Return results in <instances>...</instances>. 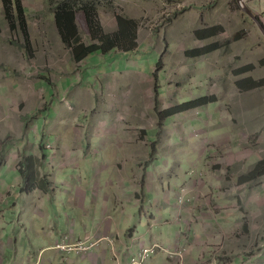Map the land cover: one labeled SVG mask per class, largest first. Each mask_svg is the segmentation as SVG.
Returning a JSON list of instances; mask_svg holds the SVG:
<instances>
[{
	"label": "rangeland",
	"instance_id": "1",
	"mask_svg": "<svg viewBox=\"0 0 264 264\" xmlns=\"http://www.w3.org/2000/svg\"><path fill=\"white\" fill-rule=\"evenodd\" d=\"M61 2L74 3L85 44L96 39L84 5L108 33L118 16L135 20L136 48L75 60L55 22ZM255 3L0 0V164L46 152L107 163L105 190L127 189L128 203L114 196L105 220L127 217L130 241L161 238L139 246H159L140 264H185L194 235L212 254L191 264H264V35L243 9ZM95 243L64 233L28 264H74Z\"/></svg>",
	"mask_w": 264,
	"mask_h": 264
},
{
	"label": "crops",
	"instance_id": "2",
	"mask_svg": "<svg viewBox=\"0 0 264 264\" xmlns=\"http://www.w3.org/2000/svg\"><path fill=\"white\" fill-rule=\"evenodd\" d=\"M252 1L256 3L251 5V11L262 15L263 20L264 0ZM71 155L39 153L38 161H27L22 168L16 166L15 159L0 164V264H28L34 258L38 262L45 257L41 251L49 254L64 233L71 239L96 241L87 257L74 264H122L140 245L161 239L155 233L143 232L140 241L131 242L133 237L126 233L127 217L124 225L122 222L119 225V221L112 225L105 220L104 213L112 205L109 200L115 196L121 207L128 203V190H124V197L122 191L111 195L113 192L106 191L105 184L116 178L114 172L108 173V164L93 161L80 164L70 161ZM99 165L108 175H98L95 169ZM204 238V235L192 237L193 252L185 254V264L194 262L195 255L212 254L202 251ZM173 241L174 245L181 244L180 236H174ZM157 256L158 253L154 254L151 262Z\"/></svg>",
	"mask_w": 264,
	"mask_h": 264
},
{
	"label": "trees",
	"instance_id": "3",
	"mask_svg": "<svg viewBox=\"0 0 264 264\" xmlns=\"http://www.w3.org/2000/svg\"><path fill=\"white\" fill-rule=\"evenodd\" d=\"M88 27L92 38L96 42L85 44L77 35L76 25V8L74 3L61 2L56 7L54 12L55 22L61 38L67 44L71 45L75 53V60H81L91 54L104 53L106 55L110 52L123 49L121 53H131L136 46V22L133 19L118 16V27L112 33H108L101 26L97 16L94 14V9L83 6ZM22 8L20 7L18 15L22 17ZM22 19V18H21ZM23 24V22H22ZM208 33H214L217 28H209Z\"/></svg>",
	"mask_w": 264,
	"mask_h": 264
},
{
	"label": "built area",
	"instance_id": "4",
	"mask_svg": "<svg viewBox=\"0 0 264 264\" xmlns=\"http://www.w3.org/2000/svg\"><path fill=\"white\" fill-rule=\"evenodd\" d=\"M92 243H90L91 245ZM60 246V245H59ZM75 246H82L81 242H78L75 244ZM69 248L72 247V245L68 246ZM68 250L65 248L63 245L60 246L61 250ZM82 248V247H81ZM159 246L157 244H152L150 246H142L139 248V250L135 253L130 255L129 259H127L124 263L122 264H140L142 263L150 254H154L155 251H157ZM155 250V251H154Z\"/></svg>",
	"mask_w": 264,
	"mask_h": 264
},
{
	"label": "water",
	"instance_id": "5",
	"mask_svg": "<svg viewBox=\"0 0 264 264\" xmlns=\"http://www.w3.org/2000/svg\"><path fill=\"white\" fill-rule=\"evenodd\" d=\"M243 9L257 23V25L259 26L260 30L262 31V33L264 35V26L261 24L258 17L251 10H249L247 8H243Z\"/></svg>",
	"mask_w": 264,
	"mask_h": 264
},
{
	"label": "bare ground",
	"instance_id": "6",
	"mask_svg": "<svg viewBox=\"0 0 264 264\" xmlns=\"http://www.w3.org/2000/svg\"><path fill=\"white\" fill-rule=\"evenodd\" d=\"M262 21V20H261Z\"/></svg>",
	"mask_w": 264,
	"mask_h": 264
}]
</instances>
